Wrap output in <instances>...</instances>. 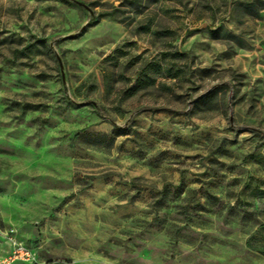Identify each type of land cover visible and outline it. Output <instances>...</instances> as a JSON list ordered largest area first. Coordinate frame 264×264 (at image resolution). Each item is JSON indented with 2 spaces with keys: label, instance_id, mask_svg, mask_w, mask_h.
<instances>
[{
  "label": "rangeland",
  "instance_id": "obj_1",
  "mask_svg": "<svg viewBox=\"0 0 264 264\" xmlns=\"http://www.w3.org/2000/svg\"><path fill=\"white\" fill-rule=\"evenodd\" d=\"M4 234L37 264H264V0H0Z\"/></svg>",
  "mask_w": 264,
  "mask_h": 264
},
{
  "label": "built area",
  "instance_id": "obj_2",
  "mask_svg": "<svg viewBox=\"0 0 264 264\" xmlns=\"http://www.w3.org/2000/svg\"><path fill=\"white\" fill-rule=\"evenodd\" d=\"M4 242L8 247L7 253L0 257V264H12V263H21V264H37V255L27 245L17 241L13 238H10L7 234L2 236Z\"/></svg>",
  "mask_w": 264,
  "mask_h": 264
},
{
  "label": "trees",
  "instance_id": "obj_3",
  "mask_svg": "<svg viewBox=\"0 0 264 264\" xmlns=\"http://www.w3.org/2000/svg\"><path fill=\"white\" fill-rule=\"evenodd\" d=\"M182 55L180 53H173V57ZM161 68V65H159L158 63H148L147 65H145L140 74H138L137 80L139 81V83H141V85H151L154 84L156 78L153 76L154 73H159V70ZM170 68L166 69V76H168L169 78H176L178 76V72L176 71L174 73L170 72ZM133 87H131L129 90H132Z\"/></svg>",
  "mask_w": 264,
  "mask_h": 264
},
{
  "label": "crops",
  "instance_id": "obj_4",
  "mask_svg": "<svg viewBox=\"0 0 264 264\" xmlns=\"http://www.w3.org/2000/svg\"><path fill=\"white\" fill-rule=\"evenodd\" d=\"M1 245V244H0ZM4 246H0L1 250L3 249Z\"/></svg>",
  "mask_w": 264,
  "mask_h": 264
}]
</instances>
